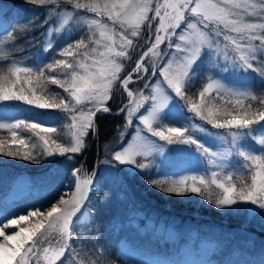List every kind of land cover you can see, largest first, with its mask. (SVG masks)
<instances>
[{
	"label": "snow or ice",
	"instance_id": "snow-or-ice-1",
	"mask_svg": "<svg viewBox=\"0 0 264 264\" xmlns=\"http://www.w3.org/2000/svg\"><path fill=\"white\" fill-rule=\"evenodd\" d=\"M26 2L46 8L48 15L43 23L52 20L58 24V27H49L48 36L53 32L71 34L77 26L85 31L79 39L62 47L58 55L63 58L53 57L50 63L32 67L12 58V47L16 44L14 33L27 30L29 25L5 30L0 36V61L8 63L6 69L0 66V102L21 101L41 110H59L71 123L62 126L68 130L62 134L55 127H46L47 120L0 121V131L6 130L9 134L0 136V154L39 162L38 156L81 152L86 147L84 138L89 130H97V113L111 111L105 104L112 99L115 87H120L129 98L119 109L126 113L124 127L130 126L135 117L140 122L135 137L141 139L138 144L128 141L120 151H115V161L148 170L152 167L151 161H144L154 154H163L166 145H195L196 152L218 171L207 176L163 175L148 183L168 195L196 194L216 209L255 211V208L242 207L249 204L264 209V95L257 96L250 83L238 85L213 77H206L207 83L198 92V102L186 95V89L194 84L196 66L205 54L222 57L226 65L241 73H255L264 83V0ZM154 22H158L154 40L121 78L125 61H131L129 51L136 48L134 39L145 26L151 31ZM165 43L176 51L162 54L159 46ZM53 48L49 41L46 50ZM162 55L170 57L163 64L157 62ZM157 69L163 84L160 81L144 84L145 88H151L150 96H145L143 90L137 93L129 90L133 74L143 80L140 73L151 71L155 75ZM50 84L62 89L67 99L50 92ZM213 93L215 96L209 101L207 97ZM175 97L183 100L188 111L200 120L215 129L225 130L219 136L222 150L213 151L195 138V131L207 132L198 124H193L190 131L187 126L165 123L172 118L173 108L179 107L174 103ZM216 99L220 104L214 103ZM246 100L257 101L259 107L253 108L251 103L245 105ZM145 131L150 135H143ZM22 132L30 133L29 139L35 138L30 147ZM12 145L22 146L23 150L21 147L13 149ZM138 157L143 159L138 162ZM72 175L73 191L68 199L64 197L69 194L63 193L46 211L36 209L28 216L9 220V225H17L28 221L29 217L37 218L27 228L13 229L11 235H4V229L0 228V235L4 237L0 240V259L9 264H40L41 257L47 264H105L104 249L86 244L77 247L73 243V237L79 235L75 231L77 221L83 215L95 180L83 168L74 169ZM53 234L59 237V246L55 248L50 239ZM45 243L47 246H43Z\"/></svg>",
	"mask_w": 264,
	"mask_h": 264
},
{
	"label": "trees",
	"instance_id": "trees-1",
	"mask_svg": "<svg viewBox=\"0 0 264 264\" xmlns=\"http://www.w3.org/2000/svg\"><path fill=\"white\" fill-rule=\"evenodd\" d=\"M163 2V0H160ZM48 12L46 8H38L31 5L26 0H0V36L5 33V30L12 31L13 28H19L23 25H29L27 30L14 33L16 36V44L12 47L13 56L17 62H22L25 66L35 67L37 64L50 63L52 58H63L58 55L62 47H65L67 43H73L77 38H71L70 41L61 42L58 38L53 39L47 35L49 27L54 26V21L50 20L45 24V20ZM153 14L151 13L150 16ZM106 19V18H105ZM107 20V19H106ZM31 22V23H29ZM158 22H154L151 31L145 26L141 30V35L134 39L136 48L129 51L131 61H125V69L121 72V78H123L127 72L134 67L136 60L140 55L150 46L151 40H154L155 28ZM119 29V26H117ZM151 39H148V38ZM51 41L54 48L46 50L47 44ZM217 58V57H216ZM148 58H146L147 61ZM209 56L205 54L204 58L198 62L196 66V76L194 77V84L191 88L186 89V95L193 98L194 101L199 100L198 92L200 82L203 75L207 74L209 67L215 68V62L223 60L219 57L215 62L209 63ZM8 62L0 61V66L7 68ZM159 70H156V73ZM151 73H140L144 77L143 80L137 79V74L133 75V81L129 84L130 91L134 92L137 89L138 82H143L145 78ZM225 76V75H224ZM246 79H251V76L247 73L244 75ZM225 78V77H224ZM202 84V83H201ZM49 91L52 93H59L67 96L63 93V90L58 86L49 85ZM198 90L197 93H194ZM207 97L209 101H212V97ZM181 103L185 113L192 117L193 120L201 123L202 125L215 129L211 124L206 121H202L199 117L194 116L193 113L188 111L187 105L183 100L176 97ZM225 99H228L227 97ZM128 96L125 91L120 87H115L113 97L107 101L105 106L111 109L110 112H99L95 118V125L97 130H89L86 147L79 153H75L78 159L77 166L85 167L89 172L94 175L98 170L94 167V164L103 156L105 148L109 145L118 144L122 138L121 135L125 131L124 137L119 145H125L131 138L133 131L135 130V124L138 121L133 118L132 124L128 127L125 125L126 113L119 111L126 103H128ZM215 104H220L219 99L214 101ZM251 103L253 108H258L257 101H245V105ZM231 107V105H229ZM55 113L59 110H41L33 106H29L21 101L0 102V113L13 116L14 119H27L39 113ZM225 131L223 129H218ZM22 136L27 137L26 132L21 133ZM0 136L8 137L9 134L6 130L0 131ZM13 149L21 147L18 145H12ZM55 160L51 164L42 170L43 173L50 171V167L54 166ZM0 165L10 166L12 170H9L7 176L12 181L19 174L30 172L37 180L40 178V174L35 172L34 163H30L29 160H24L19 156L10 157L0 154ZM84 168V169H85ZM1 178V177H0ZM5 184L0 180V185ZM7 185V184H6ZM8 187V186H7ZM133 204L141 208H144L148 213V218L142 219V223L146 227L140 226V224H134L132 216H127L128 222L122 225V238L124 241L132 246L139 247L146 251L162 253L164 257L169 259L168 264H184L181 257V248L192 242L197 248L195 258L192 264H264V244L260 242L264 237V228L260 225H249L248 212L246 217L237 218L236 221L233 216L228 214H222L220 209H216L213 205L205 203L203 198L192 194L190 197H179L175 195L164 194L151 184L145 185V189L142 190L138 197H133ZM132 199V198H131ZM241 216V215H239ZM149 219H153L157 224L151 225L148 223ZM244 222L242 224L241 222ZM164 222L168 226H173L178 229V237L171 238L169 234L160 231L159 224ZM91 230V224L87 225ZM243 226L252 232V235H240L236 233L234 228ZM79 230L80 227H78ZM86 231L85 229H82ZM194 230H198L199 236L194 237ZM78 237H73V243L79 247L81 244H85L89 239L87 236L82 237L79 231ZM193 237L195 238L193 241ZM43 239V238H42ZM52 246L58 247L57 244L58 235L53 234L51 237ZM96 239V238H95ZM203 239L213 240L214 245L207 251H202L200 242ZM96 241V240H95ZM55 244V245H54ZM43 246H47L45 243ZM27 247V246H26ZM111 264H136L131 261L122 259L117 255V251L111 252ZM40 264H43V258L41 257ZM139 264V263H138Z\"/></svg>",
	"mask_w": 264,
	"mask_h": 264
},
{
	"label": "rangeland",
	"instance_id": "rangeland-1",
	"mask_svg": "<svg viewBox=\"0 0 264 264\" xmlns=\"http://www.w3.org/2000/svg\"><path fill=\"white\" fill-rule=\"evenodd\" d=\"M149 15H151V13H149ZM105 22L108 21L105 19ZM55 27H58V24L54 22L53 28ZM117 30L119 31L120 29ZM84 31L85 29L77 26L73 29V32L71 34L67 32H53L52 36L50 37L53 39L58 38L61 42H65L70 41L71 38L80 37ZM177 31L179 32V30ZM173 42H176L175 37L173 38ZM159 51L163 54L173 53L176 50L175 48H168L165 43L159 46ZM208 56L210 58L209 63L212 64L219 58V56H216L215 54ZM169 58V56L162 55L157 62L163 64V62L168 60ZM215 63V68H212L213 66L209 67L207 74L203 75L200 82V87L207 83L206 77H225L224 79L227 82H237L238 85L250 83L257 96L264 95V92H261V89H264V83L261 82L260 77L257 76L255 73L249 72L248 74L251 76V79H246L247 77L244 76V73H241L239 69H233L230 64L226 65V62L224 60H219ZM225 68H227V70H223ZM157 81H160L163 84L162 77L160 76L159 72H157L155 75L150 73L145 78L144 83L138 82L137 89L133 93H137L139 90H143L145 96H150L151 88H145L144 84L151 85L153 83H156ZM197 92L198 90H196L194 93ZM174 103L176 105H179V107L173 108L172 118L170 120H166L165 123H168L169 126L176 127L187 126L189 127L190 131L192 130L191 126L193 124H198L201 127L207 129V132L201 133L199 131H195V138L205 143V146L211 147L213 151L222 150L223 142L219 139V136L223 135L224 131L208 128L202 125L201 123L193 120L192 117L185 113L181 103L176 97L174 98ZM143 111L144 110L141 109V113ZM12 119H14L13 116L0 113V121ZM27 119H32L34 122L47 120L49 123L46 125V127H55L60 130L62 134L68 132V130L66 128H62V126L71 123L70 119L65 118V114L61 112H53L49 114L39 113ZM139 123V121L136 122L134 126L135 130L133 131L132 136L129 140L132 141L133 144L140 143L141 138L135 137L136 127ZM209 133L213 135H209ZM124 134L125 131L122 133L120 138L123 139ZM143 135L150 134L145 131ZM29 136L30 133H27V137L24 138L26 140V143L30 147L31 144L35 142V138L33 137L32 139H29ZM84 139L85 144L87 145V139ZM153 139L158 140V138ZM121 141L118 144H120ZM158 142L160 144L165 143L163 141ZM249 143L251 144L252 141L249 140ZM118 144L107 146L105 148L103 156H101V158L94 164V167H97L98 170L93 175L95 183L89 192V198L83 210V215L80 216V219L77 221L78 227H80L81 230H79L78 227L76 228V230L80 232L82 237L87 236L88 238H91L87 242H85L86 245H88L89 247H99L104 249L105 264L112 263L111 252L115 250L117 251V255H119L122 259L131 261L136 264H168L169 259L167 257H164L162 253L146 251L139 247H132L128 245L122 238V235L120 234V232H122V225L126 222V220L128 222L131 219L129 218L128 220L127 216L133 215V223L140 224V226L142 227H146L142 223V219H146L149 217L147 211L144 208L133 204V197H138V194H141L142 190L145 189V185L149 184L148 181L150 179H155L163 175L180 176L198 174L207 176L212 171H218V169L210 165L207 159L201 153L196 152L195 145H166L163 154H154L153 157L148 158V161H144H151L152 167L150 169L140 170L136 169L132 165H124L119 163L118 161H115L113 156L114 152L120 151L122 147L125 146L127 143L120 147ZM253 147L258 148L259 146L253 144ZM21 150H23L22 146ZM33 154L35 155V150H33ZM257 154L259 153L257 152ZM37 159L39 160V162L29 160L30 163L32 162L36 165V167H34L35 172H38L37 174H40V178L37 180L34 178L33 174H31L30 172H26L23 174H19L12 181H10V178L7 176V174L9 173V170H12V168L10 166H8L7 168V166L0 165V180L2 181V183H5L0 185V216L10 210L7 206H16L18 203L21 202H35L37 200H41L48 197V195L50 194L51 196H53L58 192L60 188L67 189L69 185H71L70 189L65 192L69 195L65 196L64 198L68 199L70 197L71 192L73 191L74 180L72 172L76 168H83V166L81 165L77 166L79 162L76 157V154H67L65 156L54 155L52 157L38 156ZM142 159L143 158L141 157L137 158L138 162H140ZM53 160H55V165L50 167V171L48 170V172L43 173L42 170L48 167ZM84 168V171L92 175V172H89L86 168ZM22 176L27 177V180L29 181L26 187L24 188L25 196L22 197V194L18 197L21 200L13 203H7V205H5L4 199L9 196V194L6 193H8L9 189H11L17 182V180ZM190 195L192 194H189L185 197H190ZM60 196L61 194L51 200L49 202V205L53 204L54 202H57ZM1 200H3V202ZM204 202L207 203L206 200H204ZM242 207L255 208V211L248 212V224L260 225L264 228V209H259L256 206L250 204L246 206L242 205ZM220 210L222 214L229 213L231 216H233V218H235L236 221H239L237 219L238 217L242 220L244 218L242 216L243 214L246 217L247 212H237L235 209ZM21 214L23 213H19L15 216H19ZM30 222L31 219L29 218L28 225ZM241 223L244 224L243 221ZM88 224H91V230L87 226ZM152 224H157V222H152ZM85 227L86 231L82 230L85 229ZM159 227L161 232L169 234L171 238L178 237L177 228H174L173 226H168L164 222L159 224ZM234 229L236 233L238 232V234L240 235H252V232L243 226H239L238 229ZM194 233L198 234L199 232L198 230H195ZM195 236L196 235H194V237ZM194 237L192 241L195 239ZM261 239L262 240L260 242L264 244V237H262ZM207 244L212 246L214 245V241H208L205 244V247L207 246ZM196 251L197 248L192 242H189L188 244L183 246L181 248V257L183 259V263L192 264L193 259L195 258ZM43 264H47V262L43 260ZM57 264H59V262H57Z\"/></svg>",
	"mask_w": 264,
	"mask_h": 264
},
{
	"label": "bare ground",
	"instance_id": "bare-ground-1",
	"mask_svg": "<svg viewBox=\"0 0 264 264\" xmlns=\"http://www.w3.org/2000/svg\"><path fill=\"white\" fill-rule=\"evenodd\" d=\"M28 182L29 181L27 180V177L25 176L20 177L17 180V182L14 184V186L11 188V192L9 193V196L6 199H4L5 202L4 204L7 205V203H12L11 201H13L14 198H17L20 195L24 194V188L26 187ZM70 187L71 185H69L67 189L60 188L55 195L51 196L50 194L48 195V197L41 200H37L35 202H31V203L21 202L18 203L16 206L15 205L7 206L9 207L10 210L0 216V228L4 229V235H11L13 229L19 231L22 227L27 228L28 226V221H20L19 224L17 225H9L8 224L9 220H18L21 215L28 216L29 212L35 211L36 209H39L41 212L46 211L52 205V204L49 205V202L53 200L56 196L68 191ZM1 201L3 202V200ZM19 213H23V214L19 216H15L18 215ZM29 218L31 219V222H35V220L37 219L36 217H29ZM3 238L4 237L0 235V240H3ZM9 243H13V242H9ZM8 263H9L8 261L4 259H0V264H8Z\"/></svg>",
	"mask_w": 264,
	"mask_h": 264
}]
</instances>
